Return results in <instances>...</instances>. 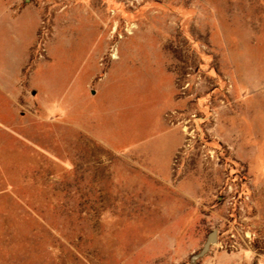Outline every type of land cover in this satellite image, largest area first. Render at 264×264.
I'll use <instances>...</instances> for the list:
<instances>
[{
    "label": "rangeland",
    "instance_id": "374dc122",
    "mask_svg": "<svg viewBox=\"0 0 264 264\" xmlns=\"http://www.w3.org/2000/svg\"><path fill=\"white\" fill-rule=\"evenodd\" d=\"M17 81L0 264H264V0H0Z\"/></svg>",
    "mask_w": 264,
    "mask_h": 264
},
{
    "label": "crops",
    "instance_id": "0c3cea01",
    "mask_svg": "<svg viewBox=\"0 0 264 264\" xmlns=\"http://www.w3.org/2000/svg\"><path fill=\"white\" fill-rule=\"evenodd\" d=\"M4 20V19H3ZM8 23H14L12 20L10 21V19H5ZM26 65V64H25ZM24 65V66H25ZM23 66V67H24ZM23 67H21V69L23 68ZM19 85V81H17V83H14L13 84V86L11 87V88H8L7 90H5L4 89V86L2 85V84H0V91L2 92V96L3 97H6V98H8L9 100H11V101H13V104L12 105H14L15 103H16V101H17V98H18V96H16V95H14L13 93H14V91H17V89H18V86ZM1 96V95H0ZM3 97H2V99H3ZM1 101V100H0ZM11 105V106H12ZM2 105L0 104V107H1Z\"/></svg>",
    "mask_w": 264,
    "mask_h": 264
},
{
    "label": "water",
    "instance_id": "95a60500",
    "mask_svg": "<svg viewBox=\"0 0 264 264\" xmlns=\"http://www.w3.org/2000/svg\"><path fill=\"white\" fill-rule=\"evenodd\" d=\"M215 243H216V232L213 231L210 234V236H209L207 242L205 243L203 249L200 251V253L198 255L193 256L192 257V260H195V259H197V258L202 257L203 255H205L208 252L209 247L211 245H214Z\"/></svg>",
    "mask_w": 264,
    "mask_h": 264
}]
</instances>
